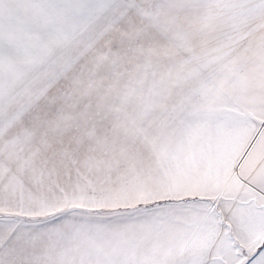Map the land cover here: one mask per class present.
Wrapping results in <instances>:
<instances>
[{
    "label": "snow or ice",
    "instance_id": "snow-or-ice-1",
    "mask_svg": "<svg viewBox=\"0 0 264 264\" xmlns=\"http://www.w3.org/2000/svg\"><path fill=\"white\" fill-rule=\"evenodd\" d=\"M0 264H264V0H0Z\"/></svg>",
    "mask_w": 264,
    "mask_h": 264
}]
</instances>
